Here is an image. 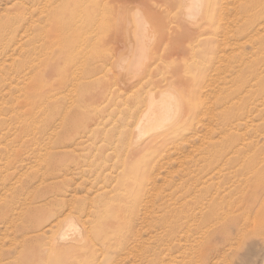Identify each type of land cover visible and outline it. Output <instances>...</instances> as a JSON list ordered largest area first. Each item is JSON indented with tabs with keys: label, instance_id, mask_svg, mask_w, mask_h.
<instances>
[{
	"label": "rangeland",
	"instance_id": "obj_1",
	"mask_svg": "<svg viewBox=\"0 0 264 264\" xmlns=\"http://www.w3.org/2000/svg\"><path fill=\"white\" fill-rule=\"evenodd\" d=\"M176 1L149 0L166 26L134 76L128 6L0 0V264H49L71 218L79 264H264V0H222L219 37L183 49ZM171 93L176 129L142 168L131 130Z\"/></svg>",
	"mask_w": 264,
	"mask_h": 264
},
{
	"label": "bare ground",
	"instance_id": "obj_2",
	"mask_svg": "<svg viewBox=\"0 0 264 264\" xmlns=\"http://www.w3.org/2000/svg\"><path fill=\"white\" fill-rule=\"evenodd\" d=\"M80 2L82 3L83 1ZM112 2L114 3V5L117 6L118 5L128 6L130 9L133 10L135 17L138 21L137 22L138 27H135L134 24H131V21L130 22L128 21L127 24L122 23L124 26V28L122 27L123 28V32L121 34L122 39L119 38L121 39L120 42H122L123 45L121 47L128 50V52H130L129 55H131V57L128 60L124 59V63L120 65V67L122 69L130 70L131 74L137 76L143 71L146 65L145 63L149 59L150 44L152 42L151 40H153L152 36L153 37L155 36V34L152 32L151 34L154 35L152 36H150L151 34L149 35L150 42L146 40L148 37L147 36L148 30L150 29L149 25L151 19L155 20L156 24L158 26L160 25L161 28V25H164L163 18L165 19L166 16L164 17V15H162V13L160 12H154L155 10L151 9L148 6L149 0H112ZM178 2H179L178 6L176 4L177 6L176 10H178L177 14L183 21V22L181 21L182 24L184 23L183 29L185 30L184 33L180 35L183 36L182 37L184 39L182 42L183 44L179 43L178 41L177 42L178 47L176 46V48L183 49L185 42L187 41L191 42L192 40L197 41L198 44H201L202 38L205 36H208V38L209 36H213L215 38L219 37V34L221 33V29H223L220 23V16L223 14L224 11L222 0H179ZM199 5H202V7ZM81 8H82L81 11L82 13H84L85 16L90 15L88 5L82 3ZM180 24L178 27H180ZM95 25L97 26L98 23L97 24L95 23ZM164 26H162V28ZM155 31H157V26L155 28ZM163 31L158 30V32H160L159 37L160 35H165ZM181 31L182 30H180V32ZM155 46L156 44L153 45V47ZM180 115H181L180 99L176 98L175 94L171 93L168 96L162 95L158 99L151 96V98L148 101L146 109L142 112L134 129L131 130L134 134L133 139L136 141L135 144L132 146V150L138 152V155L143 158V161H140L139 163L142 168L157 163L156 159H157V155H159V140L164 136L165 137L169 136L170 135L168 133L169 131H175ZM74 123L75 120L73 118L67 119L65 121L64 128L70 129L71 126L74 125ZM177 148H179V146L175 147V149ZM141 188L142 189L144 188V184H141ZM58 226L60 227L57 237V240L59 242L57 245L58 246L57 253L55 254L54 258L52 257L51 254V256L48 259L49 264H79V262H81L79 260H81V257L84 256V253L80 250L79 247L75 245V241H76L75 237H81L83 235L84 233L83 227L75 218H71L68 221L66 220L58 221L53 227H58ZM84 236L86 237V239H88L87 232L84 233ZM57 258H59V260H56ZM42 264H47V263L42 262Z\"/></svg>",
	"mask_w": 264,
	"mask_h": 264
},
{
	"label": "snow or ice",
	"instance_id": "obj_3",
	"mask_svg": "<svg viewBox=\"0 0 264 264\" xmlns=\"http://www.w3.org/2000/svg\"><path fill=\"white\" fill-rule=\"evenodd\" d=\"M199 6H201V7H202V5H199Z\"/></svg>",
	"mask_w": 264,
	"mask_h": 264
}]
</instances>
